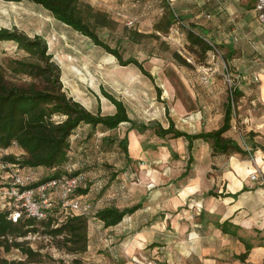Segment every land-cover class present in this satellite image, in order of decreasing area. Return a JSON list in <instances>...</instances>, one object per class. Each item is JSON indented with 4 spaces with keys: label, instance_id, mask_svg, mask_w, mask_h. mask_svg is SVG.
Masks as SVG:
<instances>
[{
    "label": "rangeland",
    "instance_id": "obj_1",
    "mask_svg": "<svg viewBox=\"0 0 264 264\" xmlns=\"http://www.w3.org/2000/svg\"><path fill=\"white\" fill-rule=\"evenodd\" d=\"M77 1L80 6L107 16L111 21L109 25L96 29L99 38L110 47L118 48L123 59L136 58L150 78L135 66H120L114 57L94 46L88 38L59 23L48 11L28 0L19 3L0 0V29H16L29 38H42L60 69L64 93L88 111H100L103 115L114 113L105 94L125 106L130 123L110 132H104L100 126H87L80 130L84 137L80 143L75 140L71 143L68 163L74 167L73 172L81 173L83 183L92 185V189L97 188L99 182L103 185L97 188L93 199L91 196L86 198L90 200L85 199L91 205L92 213L109 203L108 178L111 176H124L115 184L127 183L130 188L146 186L142 174L145 178L159 175L160 189L167 187L168 182L182 185L180 181L189 153H194L197 158L203 148H211V145L201 140L193 141L192 152H189L188 141L183 138L157 137L155 129L167 128L168 122L188 134L213 131L221 126L225 107L231 103V128L227 135L243 148L254 141L264 147L261 130L264 108L257 101L256 92L261 77H255L264 57V13H259L252 0H180L181 8L170 0V7L179 18L167 32L156 30L167 12V2L163 0ZM244 10L251 12L246 14ZM129 20L134 21L130 28L126 26ZM189 25L196 34L214 45L218 53L211 50L203 53L198 47L190 46L186 39ZM223 33L230 35L227 44L219 43L218 34L224 36ZM175 54L184 63L176 60ZM26 59V54L16 44L0 42V69L6 77H12L8 71L9 61ZM229 77L233 79V85L243 91L242 96L232 97ZM131 126L134 129L127 134L131 160L126 162L117 141ZM107 138L115 140L114 145L106 142ZM7 155L18 160L22 159L23 152L15 146L0 150V157L4 159ZM199 163V158L196 163L192 161L191 168L198 167ZM21 168L38 181L51 174L44 168ZM117 170L119 173L115 172ZM64 171L61 169V174ZM179 174L181 177L177 178ZM92 189L89 194L95 191ZM92 217L93 214L87 218V251L81 255L74 256L57 248L56 241L45 235L38 224L37 232L16 239L37 253L36 262H29L15 248L5 252L1 247L0 260L8 264H141L137 261L140 256L128 252L134 231L122 230L130 222L110 230ZM74 259L78 263H74ZM149 260L152 261L147 259V264H153Z\"/></svg>",
    "mask_w": 264,
    "mask_h": 264
},
{
    "label": "trees",
    "instance_id": "obj_2",
    "mask_svg": "<svg viewBox=\"0 0 264 264\" xmlns=\"http://www.w3.org/2000/svg\"><path fill=\"white\" fill-rule=\"evenodd\" d=\"M3 2L19 3L23 0H2ZM44 10L59 23L69 27L76 33L88 38L94 46L101 48L105 53L116 59L120 66H135L143 75H150L145 71L142 63L134 57L123 59L118 48H112L103 42L96 33L97 28H105L111 22L104 13L93 11L90 7L80 6L77 0H28ZM167 2V0H163ZM257 8L258 0H252ZM167 12L156 27L158 32H167L177 20L175 11L171 9L169 3H165ZM264 13V7L258 10ZM186 39L190 46L198 47L203 53L211 50L207 40L194 32L193 26H188ZM0 42H12L17 48L23 51L26 60H11L8 64V71L11 78L5 76L0 69V150H7L13 145L23 152L22 159L13 156H5L4 160L19 164L20 167L28 169L44 168L51 171L49 178L59 176L61 169L72 167L68 163L69 150L73 140L78 139L79 127L87 125L91 128L102 127L104 132L116 130L120 125L130 123L125 106L109 95V99L114 107V113L103 115L100 111L95 113L88 111L80 103L68 97L64 91L60 80V69L52 60L48 53L46 42L40 37L29 38L24 33L16 29H0ZM179 62L184 61L177 54L174 55ZM160 94V91H159ZM242 96V92L235 88L232 97ZM232 104L227 103L221 126L210 132H200L188 134L175 128L172 122H168L167 128L157 127L155 134L157 137L171 139L185 138L188 142L203 140L210 143L212 154H241L248 155V152L256 148L264 151V147L251 143L250 151L245 150L236 141L224 137V134L231 128ZM134 129L133 126L127 129L124 136L117 141L122 156L126 162L131 160L128 151L127 134ZM81 134V133H80ZM81 136V135H80ZM106 142L114 145L115 140L107 138ZM75 171V170H73ZM119 173V171H116ZM82 175L81 173H72ZM83 176V175H82ZM117 176V175H115ZM112 177V176H111ZM115 177H112L114 179ZM85 188L78 189L75 193L82 201L84 196L90 192L92 185L84 183ZM96 185V183H93ZM97 188H102L99 182ZM95 187V189H97ZM138 205L130 208L118 209L116 207H104L92 213L104 228L118 225L126 215L134 213ZM93 212V210H92ZM43 229V233L51 237L56 242V246L68 254L77 256L85 253L88 246V219L87 217L73 213L65 214L59 208H54L49 212L47 218L40 222L30 219H21L16 223L7 220L6 215L0 213V247L5 252L12 248L29 260L36 262L37 253L31 248L25 247L23 243L17 242V238H24L29 233L37 232V225ZM227 223H223L220 228L222 232L229 233L236 237L235 231L226 228ZM245 244V253L238 259L244 261L247 253L252 248L242 238ZM1 264H8L5 260H0ZM74 263H78L74 259ZM60 264H66L61 262ZM264 264V263H263Z\"/></svg>",
    "mask_w": 264,
    "mask_h": 264
},
{
    "label": "crops",
    "instance_id": "obj_3",
    "mask_svg": "<svg viewBox=\"0 0 264 264\" xmlns=\"http://www.w3.org/2000/svg\"><path fill=\"white\" fill-rule=\"evenodd\" d=\"M172 1L181 8L178 2L180 0ZM248 12L251 11L244 10V13ZM256 32L257 30L254 33ZM218 36L219 43L229 42L227 38L230 35ZM262 59V67L255 77H261L256 92L257 101L264 108V57ZM262 119L264 123V113ZM85 127L87 125H81L79 129ZM261 130L264 135V127ZM227 133L228 131L224 137L230 138ZM82 136L83 134L79 133L77 144L84 138ZM192 142H188L189 152L193 149ZM245 150L250 151L247 147ZM251 152H248V155L212 154L210 146H207L203 148L202 154H198L200 163L194 168H191V163H196L197 158L194 153H189L183 178L180 179L182 185H172L168 182L167 187L161 189V180L157 174H152L150 178H145L142 174L141 178L146 186L131 188L127 183L116 186V181L124 176L118 174L114 179L109 177L111 191L109 203L104 207L122 210L138 205L134 213L126 215L118 224L130 222L122 230L127 228L130 230L128 232L134 231L132 242L129 244L130 255L134 253L140 256L141 259L137 261L141 264L149 263L147 259L150 258L152 261H149L153 264H263L264 151L256 148ZM248 156L253 159L250 160ZM254 172L261 174H258L257 180L250 179V174ZM180 174L177 178L181 177ZM93 189L95 191L87 193L84 200L88 196L93 199L92 196L97 190L95 187ZM100 200L104 202L102 198ZM92 220L97 218L92 217ZM223 223H227V230L235 231L237 236L222 232L220 226ZM114 227L107 229L113 230ZM239 238L252 245L244 261L238 259L245 253V244Z\"/></svg>",
    "mask_w": 264,
    "mask_h": 264
},
{
    "label": "built area",
    "instance_id": "obj_4",
    "mask_svg": "<svg viewBox=\"0 0 264 264\" xmlns=\"http://www.w3.org/2000/svg\"><path fill=\"white\" fill-rule=\"evenodd\" d=\"M167 2L171 6V1ZM262 7L264 0H258L256 9L260 10ZM174 16L176 20L179 18L176 13ZM133 25V20L126 23L129 28ZM208 44L213 53H218L214 45L209 42ZM233 82L229 77L231 95L232 86L236 88ZM64 170L59 176L41 182L31 173H24L19 164L5 161L0 157V213L5 214L7 220L13 223L23 218L35 222L43 221L54 208H59L65 214L73 213L89 218L92 214L91 205L75 195L78 189L85 188L83 176L73 175V166ZM258 174L261 176L258 172L250 174V179L257 180Z\"/></svg>",
    "mask_w": 264,
    "mask_h": 264
}]
</instances>
